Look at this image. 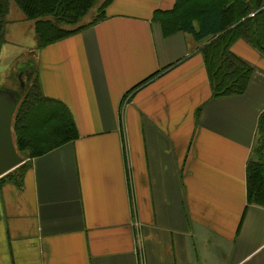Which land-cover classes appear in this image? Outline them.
Wrapping results in <instances>:
<instances>
[{
	"label": "crops",
	"instance_id": "1",
	"mask_svg": "<svg viewBox=\"0 0 264 264\" xmlns=\"http://www.w3.org/2000/svg\"><path fill=\"white\" fill-rule=\"evenodd\" d=\"M175 1L113 0L42 48L8 12L0 58L35 49L42 94L67 106L78 138L32 158L21 187L0 185V264H264V202L246 186L264 58L236 40L247 88L213 97L210 37L165 36L155 18Z\"/></svg>",
	"mask_w": 264,
	"mask_h": 264
},
{
	"label": "trees",
	"instance_id": "2",
	"mask_svg": "<svg viewBox=\"0 0 264 264\" xmlns=\"http://www.w3.org/2000/svg\"><path fill=\"white\" fill-rule=\"evenodd\" d=\"M112 1L105 0L102 7ZM11 2L18 6L26 20H33L37 48L105 18L104 15L76 28L67 27L76 24L97 0H0V46L4 41ZM155 18L165 36L181 30L197 40L210 37L200 52L213 97L243 93L247 88L253 68L231 51L236 40H244L264 58V0H176L171 10L157 11ZM153 76L155 74L137 86ZM13 131L17 150L26 152L27 160L0 177V185L6 181L21 187L32 158L78 138L71 112L62 102L42 94L37 76L31 80L17 105ZM256 135L253 155L246 166L247 200L262 203L264 112L258 119Z\"/></svg>",
	"mask_w": 264,
	"mask_h": 264
},
{
	"label": "rangeland",
	"instance_id": "3",
	"mask_svg": "<svg viewBox=\"0 0 264 264\" xmlns=\"http://www.w3.org/2000/svg\"><path fill=\"white\" fill-rule=\"evenodd\" d=\"M104 1L105 0H97L95 5L76 24L67 27L76 28L80 25L87 24L96 18H100L101 16L104 17V15L106 16V6L102 7ZM19 15L23 16V13L14 2H11L8 19L13 22L20 23L21 21H19ZM25 21L26 22H21V24H19L20 29L25 28L24 23H30V25L33 27L32 20ZM14 45L17 48H15L13 45H8L5 50V57L0 58V82H4L2 80L3 78L12 79L14 84L10 88L19 96V99L21 100L35 74V49L27 47L22 48V46L19 44ZM21 159L23 161L22 163L27 160L22 156ZM6 178L4 179L7 180Z\"/></svg>",
	"mask_w": 264,
	"mask_h": 264
},
{
	"label": "water",
	"instance_id": "4",
	"mask_svg": "<svg viewBox=\"0 0 264 264\" xmlns=\"http://www.w3.org/2000/svg\"><path fill=\"white\" fill-rule=\"evenodd\" d=\"M23 85V83H22ZM20 99L8 87L0 82V177L18 167L27 158V153L17 150L13 131V117Z\"/></svg>",
	"mask_w": 264,
	"mask_h": 264
}]
</instances>
